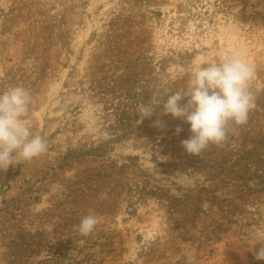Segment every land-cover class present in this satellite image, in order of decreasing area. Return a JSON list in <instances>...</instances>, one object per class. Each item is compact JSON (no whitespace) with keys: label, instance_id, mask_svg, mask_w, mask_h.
<instances>
[{"label":"rangeland","instance_id":"obj_1","mask_svg":"<svg viewBox=\"0 0 264 264\" xmlns=\"http://www.w3.org/2000/svg\"><path fill=\"white\" fill-rule=\"evenodd\" d=\"M237 55L256 108L189 155L161 102ZM13 86L48 151L0 171V264H264V0H0Z\"/></svg>","mask_w":264,"mask_h":264},{"label":"clouds","instance_id":"obj_2","mask_svg":"<svg viewBox=\"0 0 264 264\" xmlns=\"http://www.w3.org/2000/svg\"><path fill=\"white\" fill-rule=\"evenodd\" d=\"M205 63L192 72L185 88L161 102L163 115L171 114L190 125L191 135L181 141V146L187 154L197 157L210 146H226L230 134L247 124L250 112L256 108L248 87L255 70L249 63L238 55L221 63ZM32 103V94L23 86L0 92V171L31 162L48 151L46 138L30 125ZM156 123L162 126L159 120ZM182 130L178 126L175 132L178 135ZM100 223L101 218L90 213L74 228L87 237ZM254 257L264 261V245L255 250Z\"/></svg>","mask_w":264,"mask_h":264}]
</instances>
